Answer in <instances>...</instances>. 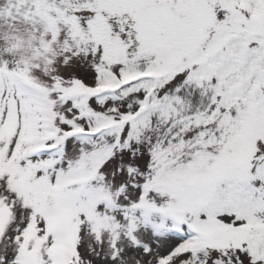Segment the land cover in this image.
Wrapping results in <instances>:
<instances>
[{
	"label": "snow or ice",
	"instance_id": "6c2138e0",
	"mask_svg": "<svg viewBox=\"0 0 264 264\" xmlns=\"http://www.w3.org/2000/svg\"><path fill=\"white\" fill-rule=\"evenodd\" d=\"M0 264H264V0H0Z\"/></svg>",
	"mask_w": 264,
	"mask_h": 264
}]
</instances>
